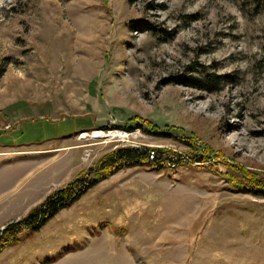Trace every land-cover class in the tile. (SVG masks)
I'll return each mask as SVG.
<instances>
[{
  "label": "rangeland",
  "instance_id": "1",
  "mask_svg": "<svg viewBox=\"0 0 264 264\" xmlns=\"http://www.w3.org/2000/svg\"><path fill=\"white\" fill-rule=\"evenodd\" d=\"M208 74L216 91L194 86ZM120 146L172 158L99 181L0 264H264V197L229 181L238 166L264 177L253 0H0V229ZM205 146L221 157L191 162Z\"/></svg>",
  "mask_w": 264,
  "mask_h": 264
},
{
  "label": "trees",
  "instance_id": "2",
  "mask_svg": "<svg viewBox=\"0 0 264 264\" xmlns=\"http://www.w3.org/2000/svg\"><path fill=\"white\" fill-rule=\"evenodd\" d=\"M253 4L256 10L264 11V0H253ZM128 26L131 30L138 29L149 32H154L156 30L155 26L143 19H132L128 22ZM201 81L202 83H197L195 81L194 86L203 88L207 91H216L218 89L217 79L213 74H208ZM145 124L146 130L154 135L169 136L171 134L167 128H160L150 122H145ZM100 128L109 130L115 127L110 125ZM178 139L185 143L189 142L190 145H194L191 140L184 139L182 136H179ZM148 149L149 148L138 149L133 146L116 147L101 156L94 166L79 171L73 179L47 194L40 203L33 206L25 215L8 222L0 229V251L16 243L18 241V234L22 230H37L41 228L62 208L69 206L99 181L104 180L117 171L134 166H150L152 169L156 170L167 167V162L172 158L170 149L151 147L150 149L154 152L151 158L149 157L150 150ZM196 150L195 147L190 151L191 154L189 159L191 162H205L210 159V156H214L215 158L221 157L220 151L213 152L210 147L205 146L202 155ZM177 159L178 162H185L181 155H178ZM227 164L232 165L230 162ZM237 169V174H231L229 180L235 190L264 197V177L244 167L238 166ZM62 255L63 254L60 256ZM55 260H49L48 262Z\"/></svg>",
  "mask_w": 264,
  "mask_h": 264
},
{
  "label": "bare ground",
  "instance_id": "3",
  "mask_svg": "<svg viewBox=\"0 0 264 264\" xmlns=\"http://www.w3.org/2000/svg\"><path fill=\"white\" fill-rule=\"evenodd\" d=\"M95 135H93L94 137H104V136H108L110 137L111 139L112 138H116V137H125L121 132H111L109 135H104L103 133H100V132H94ZM126 135V134H125Z\"/></svg>",
  "mask_w": 264,
  "mask_h": 264
},
{
  "label": "built area",
  "instance_id": "4",
  "mask_svg": "<svg viewBox=\"0 0 264 264\" xmlns=\"http://www.w3.org/2000/svg\"><path fill=\"white\" fill-rule=\"evenodd\" d=\"M153 155H154V152L152 150H150L149 157H152Z\"/></svg>",
  "mask_w": 264,
  "mask_h": 264
}]
</instances>
